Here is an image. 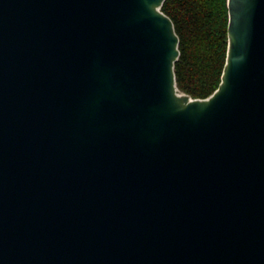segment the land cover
<instances>
[{"label": "water", "instance_id": "95a60500", "mask_svg": "<svg viewBox=\"0 0 264 264\" xmlns=\"http://www.w3.org/2000/svg\"><path fill=\"white\" fill-rule=\"evenodd\" d=\"M166 1L0 0V264H264V0L206 99Z\"/></svg>", "mask_w": 264, "mask_h": 264}, {"label": "trees", "instance_id": "16d2710c", "mask_svg": "<svg viewBox=\"0 0 264 264\" xmlns=\"http://www.w3.org/2000/svg\"><path fill=\"white\" fill-rule=\"evenodd\" d=\"M162 11L180 39L178 88L194 99L209 98L219 88L227 60L228 0H168Z\"/></svg>", "mask_w": 264, "mask_h": 264}]
</instances>
